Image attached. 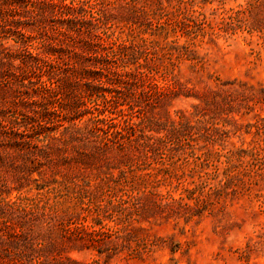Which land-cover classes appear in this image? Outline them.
<instances>
[{
	"label": "rangeland",
	"instance_id": "obj_1",
	"mask_svg": "<svg viewBox=\"0 0 264 264\" xmlns=\"http://www.w3.org/2000/svg\"><path fill=\"white\" fill-rule=\"evenodd\" d=\"M76 1L0 0V247L12 255L24 248L31 264H264V0H186L194 33L178 30L163 41L182 55L146 59L135 51L123 60L127 81L117 87L98 43L125 38L146 20L116 0L75 5L70 19L58 13ZM248 1L239 24L234 12ZM143 36L153 38L148 30ZM146 68L169 85L160 98L141 91L144 80L135 70ZM98 79H106L107 97L124 100L103 111L121 127L120 136L96 120L104 110ZM159 152L175 164L156 174L155 191L181 196L189 208L167 206L172 199L157 200V208L136 195L129 208L138 214L122 223L112 211L118 192L111 179L121 171L128 176L127 164L156 171ZM205 172L199 189L205 207L195 213L193 194L182 190ZM74 192L90 195L92 207L107 210L105 227L130 240L105 245L102 253L64 242L58 225L64 217L50 209ZM20 199L38 207L25 216ZM5 219L26 232L30 248L18 237L8 242ZM142 238L145 247L136 245Z\"/></svg>",
	"mask_w": 264,
	"mask_h": 264
},
{
	"label": "trees",
	"instance_id": "obj_2",
	"mask_svg": "<svg viewBox=\"0 0 264 264\" xmlns=\"http://www.w3.org/2000/svg\"><path fill=\"white\" fill-rule=\"evenodd\" d=\"M73 1V0H72ZM118 2H122L125 5L129 6L133 11L137 12L139 15L143 16L146 20L145 28H141V25H136L134 28H129L128 34L125 36V38H119L115 37L113 38L109 43L102 44L101 42L98 43V45H101L103 49V53L99 54V57L106 61L108 66H106V69H111V74L113 77V81L110 80V82L114 86H119L123 82H126L127 79H125L123 75H125V71L123 70L124 59L129 58L128 55H133L135 51H139L140 53H144L145 58L147 59L152 53L156 54L159 52L161 54L162 58H168V59H178L182 54H176L174 55V51L178 50V47H168L167 43L163 42L168 38L170 33L177 32L178 30H181L184 32L185 35H192L194 33V30L192 28V25L195 24V21L192 16L193 14L189 16H186L188 8L182 5H186L189 2L186 0H116ZM254 1V0H253ZM89 0H77L75 4L70 2L69 4H62L60 7V11L58 12L60 15H64L67 17V19H70V16H73V12L75 9V5H84ZM192 3V2H191ZM189 3V4H191ZM50 4V3H48ZM251 5V2L248 1L246 3V6L243 8H240L234 12L235 18L238 20L239 24H242V16L246 11H248L249 7ZM46 7V3L43 5ZM43 6H40L39 9L43 10ZM90 18H94L92 16V13L90 12ZM75 17V16H73ZM245 21V18L244 20ZM189 22H191L189 24ZM149 31V35L151 37H145L143 34H145ZM105 34V32H104ZM107 38H110L108 34H106ZM172 42H176L175 40H172ZM187 50V46L185 47L184 51ZM186 53V52H185ZM184 53V54H185ZM147 61V60H145ZM102 69V68H100ZM138 69V67H137ZM135 70L137 72V76H142L143 85H142V93L147 98H160L165 94V92L169 89V85H160L152 75V69L146 68L145 71H139ZM124 73V74H122ZM101 74V73H100ZM103 75V74H101ZM123 76V77H122ZM136 76V75H135ZM106 80V79H105ZM105 80H96L97 82L94 83V89L99 93L97 94L98 98L102 100L104 104V110L98 111V115H96V120L99 121L102 126H104V131L107 133L109 130L111 131L109 134L113 136H120L121 135V127H117V124L113 121V117L107 116L104 114L103 111L107 110V106H113L118 107L120 105H123L124 100H117L112 101L114 98V95H110V97H107L106 92L111 93V90L107 89L106 91L102 90V84L105 82ZM108 80V78H107ZM99 81V82H98ZM111 89V88H110ZM116 90V89H115ZM114 90V91H115ZM102 92V93H101ZM114 102L116 105H114ZM119 102V103H118ZM122 111V109H120ZM112 112V111H110ZM105 115L103 117H100L99 115ZM125 121V119H124ZM102 129V128H101ZM120 129V130H119ZM127 137V136H126ZM114 142H118L114 141ZM149 151H156L154 148H147ZM161 156L160 161L162 164V167L158 168L156 171H153V169L146 170V172H138L140 170H143L142 167L132 166V164H127V171L129 172V175H125V171H121L120 175L117 176V179H111V183L113 186V190L117 191L118 194L116 196V207L117 210L115 211V215H117V219L121 221L122 223L129 221L132 218V215L138 214L137 207L130 210L132 205H135L137 198L136 195H144L147 196L145 198L151 200L153 204L157 206V208H160L162 204H159V201L162 199H172V202L166 203L167 206H178L188 209L189 205L187 203L183 202V197H179L178 200L173 199L169 192L165 195H158V193L155 191V186L152 185L155 183V177L156 174L160 171H167L173 167L175 164V161H172V158L166 159L164 158L163 154L159 152ZM157 154V153H156ZM208 155H204V160H207ZM165 160H167L165 162ZM150 163H147L149 166ZM146 167V166H145ZM147 168V167H146ZM144 168V169H146ZM137 169V171H136ZM149 169V168H147ZM175 169V167H174ZM226 176H230L231 174L228 173V170H226ZM124 173V174H123ZM183 174V173H182ZM182 174H176V178L178 181L182 178ZM112 175V174H111ZM110 175V177H112ZM207 176L208 173H198V183L192 188H184L182 190L183 192H186L189 195V197H193L195 201L196 209L194 210L195 213L200 212V209H203L205 207V200L201 196L203 194V190L201 189L206 183H207ZM114 178V177H112ZM111 186H108L109 192H114L112 189H109ZM198 189V194L194 195V191ZM210 190V187H209ZM68 194H66L64 199L56 200L54 205H52L51 209L55 213H60L62 217H64L59 223V228L62 233L63 241L67 242L69 246L72 247H81V248H90L96 250L98 253H102L104 250V246L107 245L109 249V245L113 246L117 244V241L122 239L124 240H130L132 235H117V230H110L109 228L105 227L103 224V218L106 217L104 213L107 212L106 209H103V214L101 213V209L99 206H93L92 207V201L93 198H90V195H82L78 194L76 192L72 193V196L70 198H67ZM209 195V192H207L206 196ZM155 197V199L151 198ZM86 198V199H85ZM143 198V197H142ZM69 200L68 203H64L66 200ZM63 201V202H62ZM133 201V202H132ZM110 203V200H109ZM165 204V205H166ZM56 205H59L56 206ZM131 205V206H130ZM32 207H38L37 204H34V202H29L27 199L23 201V199H20V203L18 204V210L22 211L24 215L26 216L29 214V210ZM141 207V206H138ZM191 208V207H190ZM44 210V206L42 207ZM110 217V216H109ZM8 220H1V223L3 224L2 228L5 230L3 233L6 235L8 242L11 240H14L15 238H19L22 241V245L27 248H30V240L28 238V235L24 230H15L13 228V225L9 226L7 224ZM141 241H144V239H139L136 242L137 246L143 245L145 247V244L140 243ZM16 243V242H15ZM17 248V247H16ZM0 264H31V260L33 259L31 257V254L27 252L24 248L18 249L17 253L12 255V251L7 248H1L0 247ZM69 264H80L76 261L69 260L67 261ZM58 264H64V261L59 262ZM89 264V263H85Z\"/></svg>",
	"mask_w": 264,
	"mask_h": 264
}]
</instances>
